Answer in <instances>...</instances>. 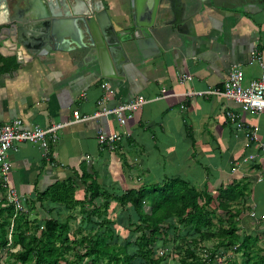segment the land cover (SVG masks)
<instances>
[{
    "label": "crops",
    "instance_id": "obj_1",
    "mask_svg": "<svg viewBox=\"0 0 264 264\" xmlns=\"http://www.w3.org/2000/svg\"><path fill=\"white\" fill-rule=\"evenodd\" d=\"M85 1L89 2L70 0V4L81 8ZM101 1L115 30H132L127 17L135 12L136 0L133 6L131 0ZM195 3L190 8L181 4L174 13L167 2L151 30V41L142 38L140 49L127 47L128 60L117 78L101 74L96 54L82 46L86 39L77 23L73 24L76 42L67 38L65 49L41 55H32L16 42V25L0 24V54L16 63L12 68L10 62L3 64L0 71V123L19 117L26 127L46 126L71 119L74 110L92 115L104 94L108 106L137 95L149 100L124 126L113 115L65 126L46 157L36 143H20L18 150L9 152L10 184L25 197L30 220L55 215L58 204L39 197L57 181L75 179L82 196L83 184L77 177L95 178L104 189L117 193L179 176L210 194L230 184L246 185L244 205L256 211L253 228L246 229L264 239V151L259 147L264 144V113L242 111L220 94H185L223 90L235 65H241L244 83L261 74L260 66L248 61L256 48L264 64V6L243 11L223 4L199 9ZM183 73L191 79L179 83L178 75ZM104 82L110 91H104ZM228 111L238 121L258 126L257 142H250L245 131L236 128ZM100 129L124 136L109 149L97 141ZM251 153L256 155L254 161L238 164ZM241 203L238 200L237 207ZM92 219L97 221L96 216Z\"/></svg>",
    "mask_w": 264,
    "mask_h": 264
},
{
    "label": "trees",
    "instance_id": "obj_2",
    "mask_svg": "<svg viewBox=\"0 0 264 264\" xmlns=\"http://www.w3.org/2000/svg\"><path fill=\"white\" fill-rule=\"evenodd\" d=\"M9 62V68L16 66L12 57L5 58L0 54V71L5 68L3 64ZM77 178L83 184L82 197L76 196L81 192L77 191L79 185L75 179L68 178L52 184L39 198L43 196L46 201L68 210L80 207L84 220L89 222L87 224L98 228L105 226L108 234L98 232L92 235L90 231L78 239L70 230L71 215L65 220L49 216L41 221H31L23 212L15 215L10 228L15 209L3 198L0 199V248L4 253L0 259L9 256L19 264H136L134 260L139 257L144 259V264H163L169 253L157 254V243L161 240L177 244L178 238L183 243L177 247L183 248L184 252L178 264H205V258L199 257L194 247L206 241L213 242L209 260L223 246L232 248L243 257L241 262L227 260L225 264H264V246L257 245L261 237L240 225L245 221L242 213L250 212L244 205L248 200V194L244 195L246 185L230 184L216 194H210L206 188L197 189L181 177L173 176L150 185L111 193L95 178ZM0 191L3 192L1 185ZM109 199L122 210L132 209L137 216L134 224L141 234L131 243L134 246L132 252L127 248L128 242L121 245L112 241V221L99 218L101 211L110 210ZM238 200L243 201L239 207ZM144 205H148L149 212L144 211ZM218 211L223 217L217 214ZM249 215L248 218H256V215ZM93 216L97 221L92 219ZM175 231L178 233L174 234ZM8 233L11 234L10 245ZM77 243L81 249H75ZM14 246L18 249L11 251ZM68 254L72 258L69 259Z\"/></svg>",
    "mask_w": 264,
    "mask_h": 264
},
{
    "label": "water",
    "instance_id": "obj_3",
    "mask_svg": "<svg viewBox=\"0 0 264 264\" xmlns=\"http://www.w3.org/2000/svg\"><path fill=\"white\" fill-rule=\"evenodd\" d=\"M167 2L174 13L181 4L190 8L195 2L199 9L223 4L245 11L255 5L264 6V0H141L139 3L136 0L135 12L127 17L132 30L121 32L115 30L101 0L85 1L81 8L72 6L70 0H0V24L16 25V42L32 55H41L65 49L67 38L76 42L78 38L73 24L77 23L86 39L82 46L96 54L101 74L117 78L122 77L123 64L128 60L127 47L132 51L140 49L142 38L151 41V30L163 15L161 11L167 7ZM131 5H134L133 0Z\"/></svg>",
    "mask_w": 264,
    "mask_h": 264
},
{
    "label": "built area",
    "instance_id": "obj_4",
    "mask_svg": "<svg viewBox=\"0 0 264 264\" xmlns=\"http://www.w3.org/2000/svg\"><path fill=\"white\" fill-rule=\"evenodd\" d=\"M248 63H257L261 68V74L247 83H244V71L241 65H235L231 68L224 81L223 90L214 88L200 91H188L185 94L199 96L205 94H220L237 103L242 111L264 113V64L261 51L253 48L249 53ZM189 79H191V76L187 73L180 74L177 78L179 83H183ZM102 87L104 91H110L108 82H104ZM162 92H165V89H162ZM106 101L107 94H104L97 100V110L92 115H81L78 110H74L71 119L46 126L34 125L32 127H26L23 120L19 117L5 123H0V185L3 188L5 201L14 207L15 214L17 211L23 209L25 197L10 184L11 164L9 161V152L11 150H18V144L20 143H36L41 147L42 155L46 157L50 153L51 144L58 140L59 133L65 126L91 118L108 117L112 115L115 117L118 125L124 126L127 118L133 112L143 107L149 100L143 95H137L114 106H108ZM227 116L234 122L237 129L245 131V135L250 142L258 141L257 125L245 124L242 121H238L236 115L230 111L227 112ZM123 136L124 133L117 130L107 131L104 129L98 130L96 134L98 143L109 149H113L115 143L120 141ZM259 145L260 149L264 151V144L259 143ZM255 158V154H248L238 161V164H249L251 161H254ZM257 180H260V177H258ZM249 214L255 217L256 211L251 209Z\"/></svg>",
    "mask_w": 264,
    "mask_h": 264
},
{
    "label": "rangeland",
    "instance_id": "obj_5",
    "mask_svg": "<svg viewBox=\"0 0 264 264\" xmlns=\"http://www.w3.org/2000/svg\"><path fill=\"white\" fill-rule=\"evenodd\" d=\"M80 188V186H79ZM77 197H82L81 193L77 194ZM4 198V193L2 192V194L0 195V199ZM59 208H56L54 210L55 215H53V217H57L58 219L61 220H65V217L67 215H71V220H70V230L71 232L75 233V237L76 238H80L82 237V235H86L88 234L90 231V234H94V233H98V232H102L104 235H107L108 233L106 232V227L102 226L101 228H98L97 226L93 225V224H87L89 222H86L84 220V214L80 212V207H76L74 210H68L63 206L58 205ZM57 206V207H58ZM56 207V206H55ZM110 210H108L107 212H102L101 211V216L99 218H108L112 221V233H113V238L112 241L118 243V244H125L126 242H128V246L127 248L132 252L134 251V246L131 244L140 234L141 231L140 230H136V225L134 224V221L137 219L136 214H134V212L132 211V209L127 208L125 210H122L120 208V206L116 203L113 202V206L109 207ZM145 212H149V207L148 205H144L143 207ZM23 212L26 214V216L28 217L27 213L28 211L24 209V205H23V209L20 211H17V213ZM14 213V215L11 217V224H10V228L13 225V219L16 215ZM218 215H221L223 217V213L221 211L217 212ZM249 215V214H248ZM245 217V221L243 223H240L241 226H243V228L245 229L246 227L253 228L252 225H254L255 223H253V218H248ZM250 216V215H249ZM251 217V216H250ZM29 219V217H28ZM82 219V220H81ZM30 220V219H29ZM32 221V220H31ZM41 221V219L39 220ZM96 221V220H95ZM252 221V222H250ZM133 222V223H132ZM245 225V227H244ZM81 226V227H78ZM179 227L181 225H178ZM92 227V228H91ZM79 229H81L79 231ZM182 232H184V229H181ZM247 231V230H246ZM180 232V230H179ZM178 231H175L174 234H177ZM8 245L11 244V234L8 233ZM177 244L173 243L172 241H167V243L162 242L161 240H159V242L157 243L156 249H157V254H161L164 251H168V256L165 258V260L163 261V264H178L179 262V257L181 255L184 254L183 252V248H179L177 247L182 246L183 242H180V240L177 238ZM258 246L262 247L264 246V239H260V241L257 243ZM77 248L75 249H81L79 244L77 243ZM213 246V242L212 241H206V242H202L199 245H196L195 247L191 244V247L195 249V251L198 253V256L201 258H205L206 263L205 264H225L227 260H236L237 262H241L243 257L239 252H234V250H232V248H225L223 246H221V248L218 249V251L215 252V254L213 255L212 260H209V254H210V249H212ZM235 248V246L233 247V249ZM18 249V246H14L11 247L10 250L11 251H15ZM83 250V249H82ZM4 253V250H2L0 248V255H2ZM72 253V252H70ZM67 257L70 259L72 258L71 254H68ZM3 262V263H2ZM134 262L136 264H144V259L142 258H136L134 260ZM0 264H19V262H15L13 261V259L9 256H3L0 259Z\"/></svg>",
    "mask_w": 264,
    "mask_h": 264
}]
</instances>
